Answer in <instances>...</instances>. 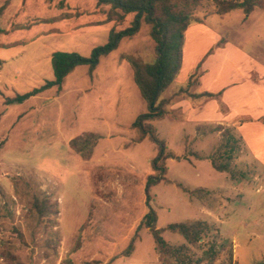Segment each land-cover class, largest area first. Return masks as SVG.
I'll return each mask as SVG.
<instances>
[{"label": "rangeland", "instance_id": "374dc122", "mask_svg": "<svg viewBox=\"0 0 264 264\" xmlns=\"http://www.w3.org/2000/svg\"><path fill=\"white\" fill-rule=\"evenodd\" d=\"M106 8L97 0H0V264H161L144 222L152 213L170 243L184 239L165 230L168 224L206 220L232 240L239 264L263 262L264 165L254 146L261 132L237 130L241 112L229 125L223 118L243 140L235 160L242 179L192 152L213 151L220 136L211 130L233 107L222 90L212 92L217 104L207 117L202 103L209 99L197 94L242 82L245 73L264 75V8L220 15L204 0L196 10L201 22L190 26L202 30H191L188 41L185 33L181 68L160 95L169 98L165 115L149 122L158 141L149 134L138 142L131 127L147 104L128 59L156 60L145 23L92 73L78 65L61 87L7 102L53 79L54 51L88 57L104 44L114 25L101 23ZM242 93L236 108L242 97L256 104ZM74 137H81V152L70 145ZM161 142L174 156L165 160L166 180L146 192L147 177L160 175L151 162Z\"/></svg>", "mask_w": 264, "mask_h": 264}, {"label": "trees", "instance_id": "16d2710c", "mask_svg": "<svg viewBox=\"0 0 264 264\" xmlns=\"http://www.w3.org/2000/svg\"><path fill=\"white\" fill-rule=\"evenodd\" d=\"M212 1L215 5L213 12L220 15L233 10L250 14L256 8H264V0ZM203 2L204 0H97L98 5L107 7L104 11L105 18L101 23H114L109 30L107 41L93 47L88 57L81 56L77 52L54 51L51 54L53 79L47 80L39 88L18 94L7 102L20 103L44 90L61 87L64 78L78 65H87L89 73H92L101 56L116 49L122 38L137 34L145 23L149 25L148 34L155 43L156 60L144 62L133 58L128 59L135 83L147 104V110L137 116L131 127L138 132V142L149 134L153 140L158 141L149 122L165 115L164 106L169 103V98H160V95L173 83L181 68L185 32L192 23L201 22L195 13ZM129 16H132L129 25L118 28V25L125 24L129 20ZM197 81V78H194L189 83H197ZM197 95L210 98L215 96L212 92H199ZM244 121L240 119L239 124ZM197 129L200 130V126H197ZM234 130V126L215 125L211 131L219 132L220 138L218 144L214 145L213 151L207 156L194 151L192 153L197 158L210 159L216 171L226 172L231 179L237 180L244 178L246 173L242 169H236L235 160L242 151L243 140ZM80 138L74 137L70 140V145L77 152L83 150L79 142ZM160 146V151L151 162L152 170L160 172V175L153 174L147 177L146 192L153 183L165 179V160L174 156L173 153H165L163 142ZM183 190L188 191L187 188ZM155 219V214H147L144 222L153 237L161 264H216L220 256L222 257L217 264H239L234 259L232 240L223 236L220 230L208 221L198 219L168 224L165 230L178 233L184 239L183 243L173 244L163 238L162 230L156 227ZM197 249L200 250L199 256H196L194 252ZM258 264H264V261Z\"/></svg>", "mask_w": 264, "mask_h": 264}, {"label": "crops", "instance_id": "0c3cea01", "mask_svg": "<svg viewBox=\"0 0 264 264\" xmlns=\"http://www.w3.org/2000/svg\"><path fill=\"white\" fill-rule=\"evenodd\" d=\"M201 25V24H198ZM197 25H195V28H193L194 26H189L186 30V36H187V41H188V35L190 33L191 30H195V31H200L202 30L201 28H196ZM207 31V30H206ZM209 31V30H208ZM186 41V42H187ZM209 56V55H208ZM207 56V57H208ZM206 57V59H207ZM205 59V60H206ZM204 62V61H203ZM203 65V63H202ZM201 65V66H202ZM254 78V77H253ZM249 76V74H244L243 75V81L242 82H231L228 83L227 85H221L218 88H216L214 91L209 90L211 92H220V90H222V95H223V99L226 103L233 105L232 109L228 108L227 110V115H222L219 117V121L216 124H222L223 125V118H230V119H226V124L224 125H229L228 122H230L231 120V116H235L238 113L241 112V114L243 115V117L241 119H244L245 121L241 124H237V130L241 131L244 128H249L254 130L255 132H261L262 136V141H264V75H259L256 79H253ZM207 90V91H208ZM246 90V91H245ZM241 91H245V93H242ZM242 96L243 94H245L244 96H249L250 99H253L255 101V105L252 106L251 102L249 101V104L246 103V98L242 97V103L241 104H237L239 106H236L234 104H236L237 96H239V94ZM209 100L204 101V103H202L203 105V111H205V115H207V117H210V115L213 116V113L215 112V105L217 104L216 100L210 97H207ZM241 100V98H240ZM210 103V104H209ZM235 106V107H234ZM211 107H214L213 110H211ZM194 111V109H192ZM197 109L195 110V113H199L196 112ZM224 113V112H223ZM252 113L253 115L249 114ZM199 115V114H198ZM197 115V116H198ZM227 116V117H226ZM262 141H257L259 142L258 144H255V147L259 148V152L256 154L258 156V159H261V162H263L264 165V150H261V148L264 147L262 143ZM260 144V145H259Z\"/></svg>", "mask_w": 264, "mask_h": 264}]
</instances>
